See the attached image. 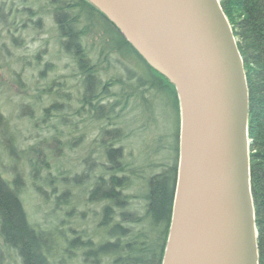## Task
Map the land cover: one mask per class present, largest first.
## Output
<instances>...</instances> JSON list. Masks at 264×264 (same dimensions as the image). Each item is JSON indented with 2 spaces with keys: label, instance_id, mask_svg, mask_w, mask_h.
<instances>
[{
  "label": "trees",
  "instance_id": "1",
  "mask_svg": "<svg viewBox=\"0 0 264 264\" xmlns=\"http://www.w3.org/2000/svg\"><path fill=\"white\" fill-rule=\"evenodd\" d=\"M62 48L76 59L83 76V111L100 119V176L89 191L90 202H100V243L83 245L84 264H163L174 203L180 154V101L177 89L153 69L116 26L88 0H49ZM242 56L248 85V133L251 188L258 230L259 264H264V0H220ZM26 11H30L28 8ZM38 15L30 13L32 18ZM100 19L114 35L115 50L136 62L124 79L102 81L91 64L79 29L82 18ZM41 20V18H40ZM39 20V21H40ZM117 86L118 92L112 88ZM164 108L162 109V107ZM164 109L174 114L173 128L165 130ZM57 110H59L57 108ZM134 115L129 119L128 113ZM171 113V112H170ZM1 119V117H0ZM7 127L3 130L6 140ZM151 136V142L147 137ZM143 146L137 168L126 161L125 143ZM14 150V148H13ZM90 162L87 158L85 161ZM93 164V163H92ZM146 165L159 169L147 174ZM74 181L88 176V166ZM144 181L142 189H135ZM139 186V184H138ZM22 182L0 173V239L22 264H51V235L29 222L22 199Z\"/></svg>",
  "mask_w": 264,
  "mask_h": 264
},
{
  "label": "water",
  "instance_id": "2",
  "mask_svg": "<svg viewBox=\"0 0 264 264\" xmlns=\"http://www.w3.org/2000/svg\"><path fill=\"white\" fill-rule=\"evenodd\" d=\"M177 89L180 154L163 264H259L248 85L220 0H88Z\"/></svg>",
  "mask_w": 264,
  "mask_h": 264
},
{
  "label": "rangeland",
  "instance_id": "3",
  "mask_svg": "<svg viewBox=\"0 0 264 264\" xmlns=\"http://www.w3.org/2000/svg\"><path fill=\"white\" fill-rule=\"evenodd\" d=\"M52 9L49 0H0V173L10 182L20 176L29 222L51 235L50 263L84 264L83 245L75 239L100 243V202L88 197L100 176L96 141L102 124L80 114L85 113L83 76L76 59L62 48ZM33 12L38 14L35 18L30 16ZM83 28L88 32L81 44L97 66L99 79H124L128 69L137 67L115 50L114 35L100 19L83 17L79 29ZM127 113L129 119L134 115ZM162 113L165 130L173 128L172 111ZM6 127L10 138L4 140ZM146 139L151 142V136ZM123 143L125 160L133 162L134 145L143 144ZM87 158L86 164L92 165L88 176L74 181L87 168ZM138 184L131 192L145 183ZM0 264H22L1 239Z\"/></svg>",
  "mask_w": 264,
  "mask_h": 264
},
{
  "label": "flooded vegetation",
  "instance_id": "4",
  "mask_svg": "<svg viewBox=\"0 0 264 264\" xmlns=\"http://www.w3.org/2000/svg\"><path fill=\"white\" fill-rule=\"evenodd\" d=\"M85 113H83V112H81L80 114L82 115V116H84V118L85 117H87L86 119H97V120H100L99 118H97V117H94L95 116V112L93 113V112H90L89 114H87L86 112L87 111H84ZM100 135V134H99ZM97 143H99L100 144V138H99V140L98 141H96ZM92 143H94V142H92ZM134 160H133V164L135 165V167L137 168V163H138V157H137V151L135 152V154H134ZM132 157V158H133ZM152 167H149L148 165H146V168H145V170L146 171H148V172H146L147 174H150V173H158L160 170L159 169H151ZM155 170H159L158 172H154Z\"/></svg>",
  "mask_w": 264,
  "mask_h": 264
}]
</instances>
